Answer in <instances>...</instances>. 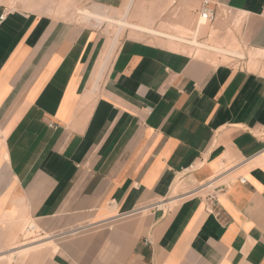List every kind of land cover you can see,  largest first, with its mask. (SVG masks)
Masks as SVG:
<instances>
[{"label": "crops", "instance_id": "0c3cea01", "mask_svg": "<svg viewBox=\"0 0 264 264\" xmlns=\"http://www.w3.org/2000/svg\"><path fill=\"white\" fill-rule=\"evenodd\" d=\"M67 1L0 0V264H264V0H208L200 37L240 68L117 46Z\"/></svg>", "mask_w": 264, "mask_h": 264}, {"label": "rangeland", "instance_id": "374dc122", "mask_svg": "<svg viewBox=\"0 0 264 264\" xmlns=\"http://www.w3.org/2000/svg\"><path fill=\"white\" fill-rule=\"evenodd\" d=\"M177 0H129L128 3L121 9V10H97L95 6L91 3L87 2H72L67 1V8L65 12H63L62 16L63 18L67 19V21H74V22H81L84 25L91 27V25H96V27H99V31L105 33V35L112 40L116 39L117 46L118 44L122 43V41L126 38H132V39H138V40H156L159 42H163L162 40L158 38H147L142 31L148 30L149 31H156V32H167L169 34H172L174 31L176 32H182L185 31V29H189L191 26H189L190 22L183 20L178 22H173L175 20H172V14L171 10L172 5ZM97 10L98 13L103 14L108 19L113 18L109 16L110 13L120 23H125L127 25H130L131 27H121L119 28L117 25H112L114 23H110L108 21H102V24H97L94 20H91L88 16H85L84 12L86 11H92ZM95 10V11H96ZM178 26H177V25ZM183 24V25H179ZM133 25V26H132ZM159 25V27H162L164 29L161 31L160 29L156 28ZM135 26V28H133ZM137 27L138 30H137ZM120 29V30H119ZM142 30V31H141ZM234 43V42H233ZM221 46H213L214 48L220 50V51H197L196 53H193V56L197 57H205L211 61H213L216 64H224L229 65L232 67H241L242 60L234 57L231 53L238 52L241 55H244L246 57L247 50L240 48L236 44H220ZM180 47H183L181 45H178ZM185 52H188V49L186 47H183ZM192 54V53H191ZM248 54H250L249 59L252 62V60L256 62H264V54H254V52L249 51ZM28 224H25L22 228V233L25 237V242H29V237L33 236L32 232L28 231ZM10 259V257H8ZM11 261V260H9Z\"/></svg>", "mask_w": 264, "mask_h": 264}, {"label": "built area", "instance_id": "2783aa9c", "mask_svg": "<svg viewBox=\"0 0 264 264\" xmlns=\"http://www.w3.org/2000/svg\"><path fill=\"white\" fill-rule=\"evenodd\" d=\"M105 10V9H103ZM227 14L230 13V11H226ZM113 18L111 21H114L115 24L112 25H117L119 28L120 27H131L130 25H124L121 24L120 21L116 19L113 15L110 13L108 14ZM198 20L196 23V26L194 29L190 31H182V32H176L174 31L172 34H169L167 32H156V31H149V30H144L142 33L147 36V38H159L163 39L166 41H170L172 43L181 45L183 47H186L188 49V52L191 55H194L193 53H196L197 51H220L216 48H214L212 45H210L208 42H206L204 39L200 37V29L202 27H205L211 23H213L217 17H218V11L216 8L212 7L211 3L208 0H204L201 6V9L198 11ZM243 183L246 182L245 179L241 180Z\"/></svg>", "mask_w": 264, "mask_h": 264}, {"label": "bare ground", "instance_id": "6f19581e", "mask_svg": "<svg viewBox=\"0 0 264 264\" xmlns=\"http://www.w3.org/2000/svg\"><path fill=\"white\" fill-rule=\"evenodd\" d=\"M82 14H84V15H86V16H88L89 18H91V19H97V20H103L104 19V17H102L101 15H99V14H95V13H91L90 11H86V12H84V13H82ZM112 22H114V21H112ZM121 24H124V23H122L121 22ZM125 25V24H124ZM133 26V25H132ZM121 28V27H120ZM130 28V27H129ZM132 28V27H131ZM133 28H135V26L133 27ZM138 28L139 27H137V30H138ZM145 29V28H144ZM149 30V29H148ZM152 31V30H151ZM232 55L233 56H237V57H242V55L241 54H239V53H232Z\"/></svg>", "mask_w": 264, "mask_h": 264}]
</instances>
